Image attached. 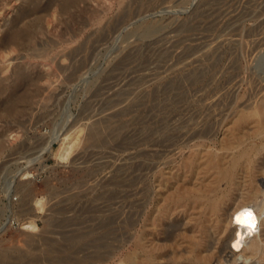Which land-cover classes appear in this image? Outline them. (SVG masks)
I'll return each mask as SVG.
<instances>
[{
    "label": "rangeland",
    "instance_id": "obj_1",
    "mask_svg": "<svg viewBox=\"0 0 264 264\" xmlns=\"http://www.w3.org/2000/svg\"><path fill=\"white\" fill-rule=\"evenodd\" d=\"M68 1L0 0V264H206L197 199L264 203V0Z\"/></svg>",
    "mask_w": 264,
    "mask_h": 264
},
{
    "label": "bare ground",
    "instance_id": "obj_2",
    "mask_svg": "<svg viewBox=\"0 0 264 264\" xmlns=\"http://www.w3.org/2000/svg\"><path fill=\"white\" fill-rule=\"evenodd\" d=\"M74 1L75 0H71L68 1V3ZM34 12L35 11L31 13L33 14ZM21 32L22 31H14L11 34V38L17 39L20 36ZM13 105L14 102H11L9 106L11 107ZM68 137L69 134H64V136L62 137L63 142L61 141V144L64 145L63 147H65V149L67 144H69L70 137ZM160 145V138L152 134H148L137 139L135 143L134 155L136 159L135 167L137 170V176L135 177H137L138 182L142 181V178L144 179L150 177V175L154 171V168H156L153 159L159 156ZM154 184H156V182ZM197 200H199V205L202 206L201 212L205 213L210 218V220L213 221L214 227L216 229L215 235L213 236L210 243H208V246H206L207 253H205L203 256L206 264L208 263V261H210V259H212L213 256L223 258L228 255L229 258L239 257L246 260L262 254L261 252L264 249V203H262V205L260 204L261 207L257 208L255 202L252 201L253 199L250 197H246L237 199L231 206H228L227 197H225L224 195L217 196L216 194L210 193L202 194ZM149 215L150 209L148 192H146V190L142 186H138L135 208V238L137 248L139 249L143 247V226L148 224L146 222H143L144 220H149ZM28 222L30 225H36L34 220H29ZM173 230L171 232H173ZM148 240H150V238ZM249 240H252L253 242L252 244L250 243L251 245L248 243ZM154 259L155 257L149 249L145 254L144 251L142 252V250L140 249L138 250V253L136 255L135 264H152V261ZM3 263L5 264L6 262L2 261V264Z\"/></svg>",
    "mask_w": 264,
    "mask_h": 264
}]
</instances>
